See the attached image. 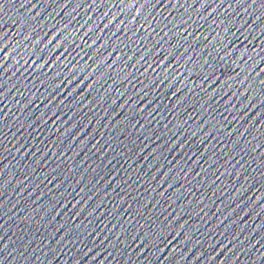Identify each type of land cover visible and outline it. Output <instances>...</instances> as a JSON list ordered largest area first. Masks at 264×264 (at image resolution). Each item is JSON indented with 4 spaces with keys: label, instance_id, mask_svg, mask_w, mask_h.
<instances>
[{
    "label": "snow or ice",
    "instance_id": "1",
    "mask_svg": "<svg viewBox=\"0 0 264 264\" xmlns=\"http://www.w3.org/2000/svg\"><path fill=\"white\" fill-rule=\"evenodd\" d=\"M253 3H255V0H253Z\"/></svg>",
    "mask_w": 264,
    "mask_h": 264
}]
</instances>
